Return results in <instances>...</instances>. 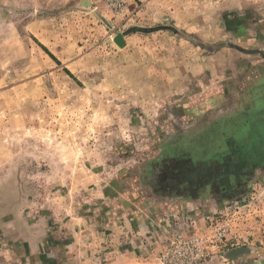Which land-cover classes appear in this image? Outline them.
<instances>
[{"label": "rangeland", "instance_id": "rangeland-1", "mask_svg": "<svg viewBox=\"0 0 264 264\" xmlns=\"http://www.w3.org/2000/svg\"><path fill=\"white\" fill-rule=\"evenodd\" d=\"M260 73L264 0H0V264H142L84 221L176 198L169 173L187 180ZM259 181L204 235L161 227L144 264L194 237L213 241L204 264Z\"/></svg>", "mask_w": 264, "mask_h": 264}, {"label": "crops", "instance_id": "crops-1", "mask_svg": "<svg viewBox=\"0 0 264 264\" xmlns=\"http://www.w3.org/2000/svg\"><path fill=\"white\" fill-rule=\"evenodd\" d=\"M254 80L244 92L249 103L209 131L200 142L198 146L209 152L205 150L198 161L190 160L187 180L183 182L176 170L169 173L173 175L165 182V189L178 187L176 198H172L174 192L166 193L164 203L151 208L150 214L130 209L128 219L112 217L107 212L108 222L84 221L85 231L97 232L98 238H116L114 242L119 243L122 253L142 254L144 264L164 249L161 227H170L175 235L208 233L216 220L215 210L245 195L247 186L257 177L260 197L248 203L239 200L242 207L236 212L235 227L230 226L227 241L213 249L215 255L204 264H264V73ZM184 222H190L187 229ZM114 248L106 253L109 256L118 253L120 247Z\"/></svg>", "mask_w": 264, "mask_h": 264}, {"label": "built area", "instance_id": "built-area-1", "mask_svg": "<svg viewBox=\"0 0 264 264\" xmlns=\"http://www.w3.org/2000/svg\"><path fill=\"white\" fill-rule=\"evenodd\" d=\"M228 229L222 227L216 231L215 239L221 243L226 239ZM213 241H205L199 237L189 240H176L175 244L170 247L169 252L163 256L166 264H203V259L209 255L207 244ZM219 248V247H216ZM173 258H170V256Z\"/></svg>", "mask_w": 264, "mask_h": 264}, {"label": "trees", "instance_id": "trees-1", "mask_svg": "<svg viewBox=\"0 0 264 264\" xmlns=\"http://www.w3.org/2000/svg\"><path fill=\"white\" fill-rule=\"evenodd\" d=\"M51 57H52L54 60H56L55 57H53V55H51Z\"/></svg>", "mask_w": 264, "mask_h": 264}]
</instances>
